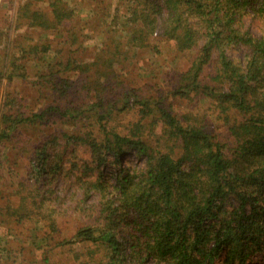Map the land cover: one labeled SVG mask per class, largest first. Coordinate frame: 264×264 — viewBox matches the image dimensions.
<instances>
[{
	"label": "trees",
	"instance_id": "trees-1",
	"mask_svg": "<svg viewBox=\"0 0 264 264\" xmlns=\"http://www.w3.org/2000/svg\"><path fill=\"white\" fill-rule=\"evenodd\" d=\"M71 1L24 0L14 39L13 23L0 28V88L21 77L41 97L35 108L16 91L0 99V192L13 187L0 228L13 216L43 222L48 262L63 248L79 264H264V33L245 23L264 25V0H91L86 18L103 39L89 56L92 27L72 25L85 6ZM24 26L63 29L75 54H52L44 33L17 35ZM155 36L192 54L190 64L168 71L166 86L135 85L134 51ZM204 98L206 112L196 109ZM122 112L136 117L124 128ZM72 145L92 161L70 159ZM130 154L138 161L125 162ZM67 216L73 232L51 242Z\"/></svg>",
	"mask_w": 264,
	"mask_h": 264
},
{
	"label": "rangeland",
	"instance_id": "rangeland-1",
	"mask_svg": "<svg viewBox=\"0 0 264 264\" xmlns=\"http://www.w3.org/2000/svg\"><path fill=\"white\" fill-rule=\"evenodd\" d=\"M76 1L71 4L75 7ZM24 2V0H0V28L7 27L8 25H13L11 29L10 37L14 39L15 36V21L16 13L18 11L19 5ZM84 6L81 9L82 19L75 16V20L72 25L74 26H89L91 24L90 34L92 39L87 41L89 45L86 50H84L85 55H92L95 50H97L102 44V24L98 20L86 18L87 11L92 4H96L91 0H83ZM35 6L39 8L48 9L45 2H35ZM9 20V21H7ZM89 21V23H88ZM6 22H8L6 24ZM91 22V23H90ZM245 23L247 28H249L252 33L257 36H260L264 33V25L258 19L254 17L245 18ZM9 32V30H8ZM63 29H54V30H39L34 28H28L26 26L22 27L19 31H16V34H35L38 35L44 33L46 36H49L50 40L53 43L51 53L55 54L59 51V55L64 57L69 56L70 54H75L74 49L68 43H62V33ZM93 33V35H92ZM6 34V33H5ZM8 34V33H7ZM153 42L156 44L155 47H146L139 50H135V59L131 64L132 70H127L129 79L133 84H143L146 80H152L153 82L167 85L165 82L166 73L168 71H173L174 69L184 70L190 64V59L192 54L180 53L175 49L174 44L171 41L165 40L161 37L153 38ZM82 52H78L81 54ZM229 54L235 59H243L244 52L233 48L229 50ZM34 65L31 67V72H34ZM16 91V94L27 97L30 101L29 107L35 108L38 106V103L41 100L39 97V92L37 88L27 82V80L21 77H15L10 83L8 79L5 78L2 80V85L0 88L1 100H3L7 95L13 94ZM49 98H47L48 100ZM36 100V101H35ZM42 102V101H41ZM45 102V100L43 101ZM178 101L177 103H181ZM209 100L206 98L202 99L199 105H196V109L202 112H206L207 105ZM205 106V107H204ZM118 118V123L120 128H124L129 124L130 120L135 119V114L131 113H120ZM33 135L38 134L37 128H29L26 131ZM66 152L69 155L70 159H73L77 164H83L84 162L90 160L92 161L91 152L87 150V147L84 145L70 146ZM138 158L135 154H130L125 157V162H137ZM26 161L24 159H19V165L15 166L14 173L9 177L12 182L18 183L21 176L25 174ZM72 164L68 163V167ZM108 172H113L118 169L116 164H107L105 166ZM78 169V168H77ZM15 173H18L15 174ZM0 179H2L0 175ZM9 179V180H10ZM2 186L0 185V190ZM3 192H0V206L6 205L7 198L12 194L13 187H6L3 189ZM19 197L17 195L13 196L14 201H18ZM7 215H4L3 212H0V220H4ZM15 216L9 218L6 221V225H2L0 228V264H79L77 259L73 257V253L65 251L63 248H54L51 253V261L48 262L45 259V250L50 248L47 245V241L44 240L43 229L39 228L43 222H36L35 225H31V222L28 220L26 222L16 221L17 217ZM11 219V220H10ZM15 220V222H13ZM77 222L75 216L63 217L60 220L61 232L55 234V238L51 242L58 241L62 237L69 235L73 232L74 223ZM10 226H13V230H9ZM38 235V236H37ZM41 236V238H39ZM38 238V243H34L33 240ZM40 244V245H39ZM46 246V247H45Z\"/></svg>",
	"mask_w": 264,
	"mask_h": 264
}]
</instances>
